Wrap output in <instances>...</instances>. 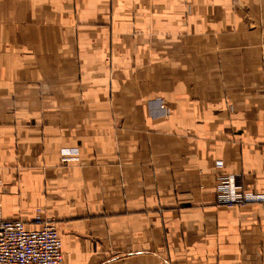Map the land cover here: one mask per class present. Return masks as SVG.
Here are the masks:
<instances>
[{"label":"crops","instance_id":"1","mask_svg":"<svg viewBox=\"0 0 264 264\" xmlns=\"http://www.w3.org/2000/svg\"><path fill=\"white\" fill-rule=\"evenodd\" d=\"M219 173L264 192V0H0L4 218L63 264H264Z\"/></svg>","mask_w":264,"mask_h":264},{"label":"built area","instance_id":"2","mask_svg":"<svg viewBox=\"0 0 264 264\" xmlns=\"http://www.w3.org/2000/svg\"><path fill=\"white\" fill-rule=\"evenodd\" d=\"M222 166L221 161L216 162ZM214 186L219 205L264 204V192L245 189L234 174L219 173ZM55 222L40 209L32 220L4 218L0 210V264H63L64 255Z\"/></svg>","mask_w":264,"mask_h":264}]
</instances>
